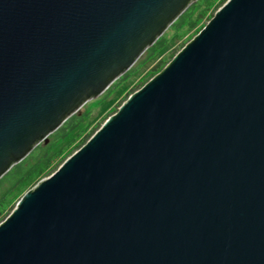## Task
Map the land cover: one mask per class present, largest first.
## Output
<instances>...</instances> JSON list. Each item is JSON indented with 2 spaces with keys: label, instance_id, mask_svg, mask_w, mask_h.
Masks as SVG:
<instances>
[{
  "label": "water",
  "instance_id": "obj_1",
  "mask_svg": "<svg viewBox=\"0 0 264 264\" xmlns=\"http://www.w3.org/2000/svg\"><path fill=\"white\" fill-rule=\"evenodd\" d=\"M195 0H0V177ZM0 264H264V0H225L0 221Z\"/></svg>",
  "mask_w": 264,
  "mask_h": 264
},
{
  "label": "rangeland",
  "instance_id": "obj_2",
  "mask_svg": "<svg viewBox=\"0 0 264 264\" xmlns=\"http://www.w3.org/2000/svg\"><path fill=\"white\" fill-rule=\"evenodd\" d=\"M224 1L219 2V0H212L205 14L197 21L193 28L186 29V26L184 25L179 29H174L172 26H170V24L161 34L165 35L167 39L164 47L160 51H157L149 58L141 60L143 57H145V53L143 52L141 56L137 59V61L134 63V70L128 77L123 79L116 78L117 80L115 79L109 85L110 87H107L108 89L106 88L99 95L86 100L79 107V109L74 112L83 115V119L78 127L79 134L69 144L65 145L66 137L63 138L57 136V134L51 136L48 135V140H55L53 143V149L62 147L61 151L55 156L52 162L30 183L26 184L23 187L15 188L9 194L5 195V197L2 199L1 194L5 191L9 183L7 181H3V183L0 184V221L4 219V217L11 211L20 195L27 188L31 187L40 178L50 174L53 170H55L57 166L69 154H71L75 149L81 146L89 138L87 137V139L83 143H81V141L83 140V138H85L87 134H92L101 125L103 120L117 109L120 103L127 97L130 92L140 87L146 80H148L154 74L152 73L151 67L156 59L161 57V59L166 62L170 57V53H175L186 41H188L195 33H197L198 30L213 15L214 11ZM203 5L204 3L201 4V7ZM198 9L199 8L194 10L193 15L198 11ZM159 70H156V72ZM37 150L38 149H34L32 154H34ZM32 160L33 158L30 159V161Z\"/></svg>",
  "mask_w": 264,
  "mask_h": 264
},
{
  "label": "trees",
  "instance_id": "obj_3",
  "mask_svg": "<svg viewBox=\"0 0 264 264\" xmlns=\"http://www.w3.org/2000/svg\"><path fill=\"white\" fill-rule=\"evenodd\" d=\"M221 1L224 0H219V2ZM211 2L212 0H196L195 2H192L171 23L170 26H172L174 29H179L184 25L186 26V29L193 28L197 21L205 14ZM202 3H204V5L201 7ZM197 8H199L198 11L193 15L194 10ZM166 39L167 37L165 35H160L150 46L147 47V49L144 51L145 57H143L141 60L149 58L157 51H160L164 47ZM173 54L174 52L172 54L170 53L169 59L173 56ZM163 62L164 60H162L161 57L156 59L151 67L152 73H155L156 70L161 69L162 66L166 63ZM133 65L128 70H126L120 77H118V79L128 77L134 70ZM109 87L110 86H108V88ZM82 119L83 115L79 113L71 114L57 129L50 133L49 136L57 134V136L63 138L66 137L65 145L69 144L79 134L78 127ZM90 134L91 133L87 134L85 138H83L81 143H83L87 139V137H89ZM54 141V139H49L48 141L42 140L24 158L13 164L10 169L0 177V184L3 183V181H7L9 183L5 191L1 194V199L4 198L5 195L9 194L15 188L23 187L26 184L30 183L52 162L55 156L62 149V147L53 149ZM34 149L38 150L34 154H32ZM31 158H33L32 161H30Z\"/></svg>",
  "mask_w": 264,
  "mask_h": 264
}]
</instances>
